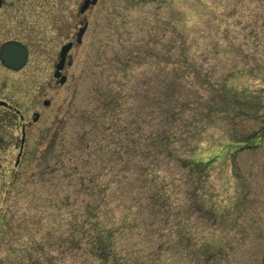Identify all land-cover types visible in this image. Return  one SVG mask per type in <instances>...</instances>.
I'll list each match as a JSON object with an SVG mask.
<instances>
[{
    "label": "rangeland",
    "instance_id": "374dc122",
    "mask_svg": "<svg viewBox=\"0 0 264 264\" xmlns=\"http://www.w3.org/2000/svg\"><path fill=\"white\" fill-rule=\"evenodd\" d=\"M82 1L4 8L30 58L0 69V264H264V0ZM83 20L56 86L59 31ZM197 146L206 176L179 162ZM92 215L105 262L88 228L70 242Z\"/></svg>",
    "mask_w": 264,
    "mask_h": 264
},
{
    "label": "trees",
    "instance_id": "16d2710c",
    "mask_svg": "<svg viewBox=\"0 0 264 264\" xmlns=\"http://www.w3.org/2000/svg\"><path fill=\"white\" fill-rule=\"evenodd\" d=\"M179 21L181 22V19ZM178 37L182 38L180 37V31H178ZM184 55L187 54L184 53ZM181 110L183 109L175 110L176 112H174L170 117L173 119L176 118L174 116L178 114ZM159 138L163 140V147L165 148V150L167 149L169 154L173 152L170 146L172 144H175V142L177 141V139L176 140L174 139L173 134L164 129L161 131V133H159ZM171 140H175V141H171ZM197 149L198 146L195 149H193L192 159L188 156L185 159L179 160V162L182 163L181 167L185 169L187 168L188 170L191 171L193 168L194 170L200 172L202 175L206 176L207 171L209 170V166L207 165L208 162L202 160L201 158H196L199 157V154L196 152ZM168 152L166 151L167 154ZM160 190L163 192L164 195L166 192L164 188L161 187ZM189 191L191 192V193L189 192L190 196L192 195L191 197L194 199L195 198L194 187L190 186ZM159 193L157 194V198ZM96 217H97L96 215L86 216L85 218L82 219V221H80L78 218H75V216H73V219L70 220V223H72L71 224L72 227L70 232L71 234L69 237L75 238L70 242L74 244L73 248L78 250L81 248L80 247L81 243L77 242L79 241V239H77L76 237H78L80 234H83L85 232V229L88 228L89 231L86 234V243H85V245L87 246L86 250L89 256L92 255L99 260L101 259L104 260L105 262L111 256H114V252L112 251L113 243H114L113 241L114 232L111 229L101 228L99 225L100 222H97Z\"/></svg>",
    "mask_w": 264,
    "mask_h": 264
},
{
    "label": "flooded vegetation",
    "instance_id": "af4514ba",
    "mask_svg": "<svg viewBox=\"0 0 264 264\" xmlns=\"http://www.w3.org/2000/svg\"><path fill=\"white\" fill-rule=\"evenodd\" d=\"M19 1H21V0H17L14 3H7L6 4V3H4L3 0H0V49H1L2 45L5 44V43H9V42H15V43H18V44L20 43V44L24 45L27 48V53L29 55V52H30L29 46L26 45V43H24L21 39H19L17 37H9V38H4L3 39V35L5 33L4 18H5V14H7L9 12V11L5 12L4 8H6L8 6H14V4H17V2H19ZM91 7L92 6L90 4H88L84 14H87L88 10ZM84 14H80V16H83ZM83 22L84 23L82 25H84L86 23L85 20H83ZM80 27H81V24H79L77 26V29H76L75 34H74L73 37L70 36V33H68L64 27L61 28V30L59 31L60 36H64L65 35L66 38H65V41L61 42L60 47L55 51V53H56L55 61L53 62L52 67H51V72L53 73L52 74V83H54L56 86H62L67 81L66 72H67V69L70 68L71 64H72V62H71V51L74 49L75 44L77 46H80V44L82 43V38H83V36L86 33V31H85V33L81 37L80 43L78 44L76 42V38H77L78 30H79ZM69 44H70V47H69L68 51L66 52L67 54L64 56L63 59H61V54H62L61 50H62V48L64 46L69 45ZM29 58H30V55L28 56L26 64L23 67H21L20 70H17V71L13 70V69H10V68H7L6 66H3V64H2V62L0 60V69L2 68L3 70H5L8 73H11V72L12 73H20L22 70H24L28 66ZM58 65H60V69L59 70H57V66ZM56 74H57V77L55 76ZM62 80H63V82L61 83ZM0 107H4L5 108V112L7 114L13 115V113L10 111L11 107L7 103H6L5 106L4 105L3 106L0 105ZM22 119H23V117L21 116V120Z\"/></svg>",
    "mask_w": 264,
    "mask_h": 264
},
{
    "label": "water",
    "instance_id": "95a60500",
    "mask_svg": "<svg viewBox=\"0 0 264 264\" xmlns=\"http://www.w3.org/2000/svg\"><path fill=\"white\" fill-rule=\"evenodd\" d=\"M5 3H12L15 2L16 0H3ZM89 0H84V3L80 9V12H83L87 5ZM96 0H92L91 4H96ZM87 25H84L82 28L79 29V33L77 36V42L80 43V37L84 33V30L86 29ZM70 45H67L62 48L61 50V59L64 58L66 55V52L68 51ZM27 49L25 46L21 45L20 43H15V42H9L6 44H3L1 49H0V59L1 62L3 63L4 66H7L8 68H12L15 70L20 69L23 64H25L27 60ZM60 69V65L57 66V70ZM57 77V74L55 75ZM63 81V80H62ZM36 119V118H35Z\"/></svg>",
    "mask_w": 264,
    "mask_h": 264
}]
</instances>
